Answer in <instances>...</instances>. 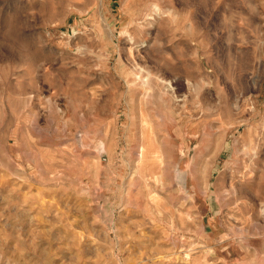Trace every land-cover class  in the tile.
Wrapping results in <instances>:
<instances>
[{"label":"rangeland","instance_id":"obj_1","mask_svg":"<svg viewBox=\"0 0 264 264\" xmlns=\"http://www.w3.org/2000/svg\"><path fill=\"white\" fill-rule=\"evenodd\" d=\"M0 264H264V0H0Z\"/></svg>","mask_w":264,"mask_h":264},{"label":"bare ground","instance_id":"obj_2","mask_svg":"<svg viewBox=\"0 0 264 264\" xmlns=\"http://www.w3.org/2000/svg\"><path fill=\"white\" fill-rule=\"evenodd\" d=\"M149 2H150V1H149ZM149 4H150V3H149ZM130 11H131V9H130ZM149 21H151V20H149ZM110 26H111V25H110ZM110 29H111V28H110ZM129 31H130V30H129ZM129 34H130V33H129ZM133 39H134V37H133ZM129 44H130V43H129ZM138 55H139V54H138ZM124 56H125V55H124ZM123 67H124V66H123ZM127 70H128V69H127ZM129 73H130V72H129ZM129 73H128V74H129ZM124 76H125V75H124ZM158 76H159V75H158ZM128 77H129V76H128ZM128 77H127V78H128ZM177 80H178V79H177ZM177 80H176V82H177ZM125 81H126V80H125ZM143 82H144V84L146 83L145 81H143ZM176 82H174L175 85H176ZM181 84H182V83H181ZM173 85H174V84H173ZM175 85H174V86H175ZM174 86H173V87H174ZM179 86H180V85H179ZM128 87H129V86H128ZM182 87H183V86H182ZM130 89H131V88H130ZM173 89H174V88H173ZM143 120H144V119H143ZM80 136H81V134H80ZM155 139H156V138H155ZM143 148H144V147H143ZM158 151H159V150H158ZM158 151H157V152H158ZM155 152H156V151H155ZM138 153H139V152H138ZM141 154H142V157H145L144 152H142ZM161 155H162V154H161ZM159 156H160V155H159ZM160 157L162 158V156H160ZM158 158H159V157H158ZM146 159H147V158H146ZM157 178H158V177H157ZM157 178H156V179H157ZM157 181H158V180H157Z\"/></svg>","mask_w":264,"mask_h":264}]
</instances>
